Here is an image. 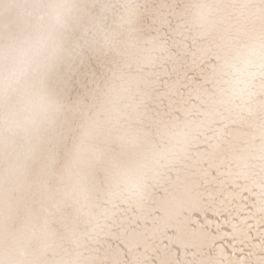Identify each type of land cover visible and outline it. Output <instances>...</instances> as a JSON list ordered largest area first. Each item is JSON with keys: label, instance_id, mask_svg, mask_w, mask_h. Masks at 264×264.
I'll list each match as a JSON object with an SVG mask.
<instances>
[{"label": "snow or ice", "instance_id": "snow-or-ice-1", "mask_svg": "<svg viewBox=\"0 0 264 264\" xmlns=\"http://www.w3.org/2000/svg\"><path fill=\"white\" fill-rule=\"evenodd\" d=\"M0 264H264V0H0Z\"/></svg>", "mask_w": 264, "mask_h": 264}]
</instances>
